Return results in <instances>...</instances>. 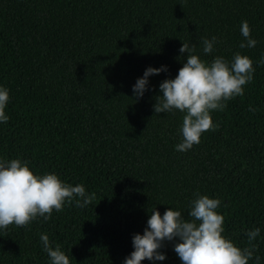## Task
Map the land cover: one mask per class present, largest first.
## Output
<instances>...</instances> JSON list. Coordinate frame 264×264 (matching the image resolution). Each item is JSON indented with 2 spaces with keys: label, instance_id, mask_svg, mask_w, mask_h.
I'll return each instance as SVG.
<instances>
[{
  "label": "trees",
  "instance_id": "obj_1",
  "mask_svg": "<svg viewBox=\"0 0 264 264\" xmlns=\"http://www.w3.org/2000/svg\"><path fill=\"white\" fill-rule=\"evenodd\" d=\"M247 21L254 48L241 33ZM216 37L211 53L203 39ZM183 42L211 63L234 54L253 61L244 95L211 112L217 127L190 150L179 110L156 114L160 84L186 62ZM264 0H0V86L9 91L0 122V160L29 162L37 175L83 185L95 200L65 202L51 219L0 229V264H51L40 240L70 264H124L150 212L170 207L191 219L198 195L219 199L224 235L239 247L260 235L249 264H264ZM143 97L133 86L149 68ZM255 109V111H250ZM173 241L163 261L183 264Z\"/></svg>",
  "mask_w": 264,
  "mask_h": 264
},
{
  "label": "clouds",
  "instance_id": "obj_2",
  "mask_svg": "<svg viewBox=\"0 0 264 264\" xmlns=\"http://www.w3.org/2000/svg\"><path fill=\"white\" fill-rule=\"evenodd\" d=\"M241 33L246 42H242L240 48L257 45L251 38L247 21L242 22ZM202 44L203 52L209 54L214 49L216 37L205 38ZM179 51L187 53L186 62L175 79L160 84L162 95L156 97L154 111L156 114L173 110L185 113L180 129L182 142L176 145V150L187 151L201 142L204 132L217 127L212 111L223 110L227 101L244 95V86L253 79L254 68L252 59L240 53L234 54L231 63L221 56L209 63L196 54L195 45L190 47L183 42ZM163 71H167V66L149 67L133 86L135 98L143 97L148 77ZM8 101L9 91L0 86V122L6 123L9 119L5 114ZM95 198L96 194L87 193L83 185L67 184L57 174H35L27 161L0 160V229L13 224L26 226L38 216L48 220L54 210H63L65 202L71 205L75 201L76 207H85ZM220 204L219 199L198 195L191 204V219H184L180 211L171 207L163 215L152 210L144 234L133 237L135 250L124 264H141L145 259L163 261L166 259L160 251L163 242L176 238L179 242L174 250L183 264H249L257 247L253 242L260 235V229L248 231L249 246L239 247L223 234L224 216L216 211ZM40 240L51 264H70L69 256L59 244L53 247L47 234H42ZM259 259L257 256V264Z\"/></svg>",
  "mask_w": 264,
  "mask_h": 264
}]
</instances>
